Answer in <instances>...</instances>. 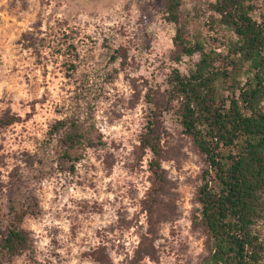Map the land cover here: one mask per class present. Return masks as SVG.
<instances>
[{
    "label": "rangeland",
    "instance_id": "1",
    "mask_svg": "<svg viewBox=\"0 0 264 264\" xmlns=\"http://www.w3.org/2000/svg\"><path fill=\"white\" fill-rule=\"evenodd\" d=\"M167 2L0 0V120H19L0 125V216L38 211L23 224L33 249L2 264H203L206 157L184 132L173 86L199 55L172 59ZM207 2L186 0L184 15L204 22ZM71 110L92 112L102 138L74 160L50 135ZM150 120L166 170L154 205L152 152L140 142Z\"/></svg>",
    "mask_w": 264,
    "mask_h": 264
},
{
    "label": "trees",
    "instance_id": "2",
    "mask_svg": "<svg viewBox=\"0 0 264 264\" xmlns=\"http://www.w3.org/2000/svg\"><path fill=\"white\" fill-rule=\"evenodd\" d=\"M167 1L164 17L176 28L172 59L199 55L188 74L175 70L173 86L181 102L184 132L206 157L197 192L199 223L207 237L203 264H264L263 13L256 0H208L211 13L202 22L184 15L186 0ZM71 66L76 68L74 62ZM16 121L0 120V125ZM55 134L60 136L61 156L68 160L102 141L92 112H65L50 135ZM140 142L143 150L152 152L148 196L154 205L166 186L165 156L154 120L148 122ZM11 209L7 217L0 216V264L12 263L34 245L23 224L38 211Z\"/></svg>",
    "mask_w": 264,
    "mask_h": 264
}]
</instances>
